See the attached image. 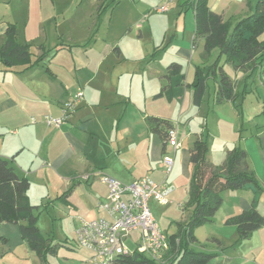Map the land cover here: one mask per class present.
Returning <instances> with one entry per match:
<instances>
[{
  "label": "rangeland",
  "instance_id": "374dc122",
  "mask_svg": "<svg viewBox=\"0 0 264 264\" xmlns=\"http://www.w3.org/2000/svg\"><path fill=\"white\" fill-rule=\"evenodd\" d=\"M166 1L169 3V10L160 12L158 6L161 0H119L113 11L112 6L107 9L99 45L96 48L86 51L75 46L70 50L58 52L57 43L83 41L95 23H98L97 18H101L103 12L97 14L95 0H0V48L5 42L8 23H13L18 29L17 40L29 44L33 62L45 51L49 53L46 66L37 64L36 67L26 68L25 65L19 64L7 68L0 61V155L9 153L12 155L26 144L30 150L29 148L25 150L21 155V161L25 169L30 168L32 159L39 151L38 141L42 139L43 130L50 126L56 129L66 124L86 96L88 100L100 101L98 93L101 86H107L108 96L114 104L113 111H104L99 106L93 110L95 109L98 115L102 114L100 121L105 122L111 138L114 139L118 132L117 140L124 148L122 158L117 160L114 156L109 157L108 163L112 165V171L117 172V175H130L131 171L143 175L151 174L155 179L166 174L163 162L165 154L159 150V139L148 131L151 124L150 120L142 115L141 110H144L149 115L167 117L183 131L187 130L186 123H190L193 132H201L203 137L208 139L209 158L215 160L217 164L225 159L223 157L227 150L236 146L246 149L251 168L261 189H264V155L261 152V146L264 145V72L255 75L249 92L242 95L246 73L236 71L222 59L221 65L236 83L237 91L240 93L238 99L235 102L225 100L218 103L215 98L216 82L209 79L203 104L196 106L193 102V90L188 85L194 79L196 66L208 68L218 57L219 51L215 49L205 58L204 40L198 39L193 43L195 33L193 9L186 4V0ZM256 2L257 0H209V5L213 11L228 21L252 13ZM60 15L62 17L56 28ZM58 34L62 39L58 40ZM114 46L122 48L120 58L111 51L110 48L113 49ZM101 58L102 64L99 65L98 60ZM87 62L94 66L93 69L97 70L98 74L93 84L88 86L90 91H87L83 81L82 83L79 81L78 87L76 69L73 67L74 64L86 65ZM172 62L181 64L182 69L168 84L169 80L164 75ZM47 67L57 73L62 81L69 83L75 94L72 99L64 102L62 109L72 102L74 107L69 110L66 121L60 126L48 125L44 120L45 115L58 116L57 97L60 90H63L60 84L51 81L52 76L46 73ZM111 81L114 82V86ZM165 85L167 89L163 96L153 99L152 93H159ZM116 88L124 95L120 93L115 95ZM79 91L83 92L82 98L76 97ZM148 93L151 94L150 97ZM144 94H148L147 101ZM130 96L133 102L129 110L125 111ZM193 132L191 137H186L183 147L178 150L175 166L169 174L167 184L172 187L170 202L161 204L154 199L149 201L156 221L167 235L176 233L178 229L176 223L184 222L190 212L185 208L189 201L193 173L188 154V145L192 142L191 139L195 138ZM74 133L81 142L79 147L69 143L68 136L61 135L58 138L59 144L54 146L52 153L48 154L44 148L39 154V160L51 155L53 157L62 155L68 145L78 147L77 149L83 147L90 153L96 149L91 153L94 157H106L109 154L105 149L102 151L98 148L103 146L99 139L91 138L89 133L76 132L75 129ZM173 152L172 146L168 145L167 153L173 155ZM70 157L69 164L63 168L59 167L58 172L50 167L37 168V161L32 164L29 172L32 187L28 194L31 202L38 206L36 212L39 214L38 225L41 232L44 236L52 237L55 242L62 243L61 250L56 255L47 256L48 264H90L87 261V251L78 245L75 231L83 219L91 220L103 215L96 209V199L92 195L90 185L81 178H75L79 177L77 171L81 169L83 162L77 156ZM79 157L83 155L80 154ZM148 165L158 169V174L151 173V169L147 171ZM56 172L62 174L65 179ZM72 177L75 178L73 181ZM77 180L82 181V186L78 189L77 195L72 196V193L68 197L67 203L61 196L70 190ZM100 184L96 186L98 190L105 191V186ZM235 191L226 192L225 205L212 222H207L195 230L199 242L192 244L191 248L219 255L220 250H223L215 240L217 237L227 246L226 255L234 254L236 251L242 252L248 257L257 258L256 262L248 264H264V229L256 238L239 240L236 227L225 224L226 219L223 220L227 209L231 207L233 201L237 202L235 198L239 199L240 194L251 200L258 199L248 187L239 190V193ZM71 197L74 203L69 201ZM68 246L74 251L69 250ZM2 247L0 245V252ZM32 252L27 245H21L9 254L20 256L23 264H41L40 258ZM165 254L166 252L158 261L159 264H167L163 260ZM217 258L222 256H216L212 260ZM7 259L9 260V257ZM7 264L15 263L8 261Z\"/></svg>",
  "mask_w": 264,
  "mask_h": 264
},
{
  "label": "trees",
  "instance_id": "16d2710c",
  "mask_svg": "<svg viewBox=\"0 0 264 264\" xmlns=\"http://www.w3.org/2000/svg\"><path fill=\"white\" fill-rule=\"evenodd\" d=\"M118 0H112L117 3ZM195 15V33L193 43L204 40L205 58L212 51H219L218 57L208 68L197 65L192 83L188 85L193 90V102L201 106L208 90L209 79H214L217 85L216 101L235 102L240 93L234 80L227 74L221 60L233 66L244 75L242 95L248 93L255 75L264 72V0H257L255 9L237 20L226 21L224 17L213 11L209 0H186ZM100 14V12H99ZM18 29L13 23H8L5 30V42L0 48V61L7 68L25 65L26 68L40 64L49 53L45 51L36 61L32 60V52L28 43L17 40ZM42 47V46H41ZM43 48V47H42ZM182 69L181 64L172 62L167 67L165 78L170 80ZM52 77H55L47 67ZM167 86L156 95L162 97ZM152 124L151 132L157 134L163 141L164 151L168 146L169 131L174 127L169 120L149 117ZM209 141L203 134L197 136L190 148V162L193 173L190 181L189 201L186 210L190 211L184 222H177V232L169 235L170 246L164 256L167 264H209L218 253L196 251L192 244L198 243L195 230L212 222L223 204V193L235 191L253 184L261 189L254 171L247 162L248 153L241 146L229 150L221 165H214L208 158ZM14 157L6 159L0 156V224L12 223L19 226L21 236L26 239L31 249L41 260L48 264L47 256L56 255L62 245L50 236H44L38 225V208L31 202L28 191L31 182L28 177L20 176L14 165ZM77 183L61 198L68 203V197L73 193ZM253 200L249 209L226 219L225 224L234 225L239 240L249 239L255 231L264 226V214L257 208ZM219 242L218 239L215 238ZM111 264H159L151 257L138 251L133 254H120Z\"/></svg>",
  "mask_w": 264,
  "mask_h": 264
},
{
  "label": "crops",
  "instance_id": "0c3cea01",
  "mask_svg": "<svg viewBox=\"0 0 264 264\" xmlns=\"http://www.w3.org/2000/svg\"><path fill=\"white\" fill-rule=\"evenodd\" d=\"M95 2H96L97 14L99 12H103L102 13L103 15L101 18H99L97 16L98 17L97 18L98 23L97 24L95 23L94 28L85 37V39L83 41H78V42H73V43H67V42L57 43L58 47H56V50L58 52L61 50H70L71 48H73L75 46L80 47L83 50L87 51L88 49L96 48V46L99 45V38H100L99 36H100L102 24L104 22L105 14L107 12V9L110 8V6H112V9H111L112 11L116 8V2L112 3V0H95ZM117 2H119V0ZM81 3H79V4H81ZM61 17L62 16L60 15L59 19L57 20V27L56 28H58V24H59ZM60 36L61 35L58 34V40L62 39ZM110 49L112 52H114L117 55V57L120 58L122 56V48L121 47L114 46L113 49L112 48H110ZM101 61H102V58L98 60L99 65L102 64ZM46 62H47V58H45L42 62H40V64L42 66H46ZM99 65H98V67H99ZM95 66H97V65H95ZM73 67L76 69V74H77L76 79L78 81V87H80V82L82 83V81H83V85L86 87L87 91H90L88 88L90 87V84H93V81L98 76L97 70L95 71V69H93L94 66H92L90 62H87L86 65H79V66L74 64ZM48 68L51 70V72L55 76V77H52L51 81L55 82L57 84H60L61 87L63 88L62 91L60 90L59 95L57 97L58 103H59L57 105V110H58L57 115L60 116L62 114V107L64 105V102H67L68 100L72 99L75 96V94H74V92H72L71 85L69 83H65L64 82L65 80L62 81L60 79V76L57 73H55L50 67H48ZM85 69H88L89 71H87V70L85 71ZM167 72H168V70H167ZM46 73H48V72H46ZM79 76L81 77L80 79L78 78ZM164 77H165V75H164ZM170 83H171V79L169 80L168 84H170ZM105 84H107V83H105ZM111 84H112V86H114V82L111 81ZM165 86H167V85H165ZM165 86H163V87H165ZM161 87H162V85H161ZM106 88H107V86H104V87L101 86V91L98 93L100 96V101H95V100H91V99L88 100V96H86L84 98V100L80 103V105L78 106L77 110L70 116V118L66 124L64 123L62 126L56 128V129H52L50 126V127H47L45 130H43L44 133H43L42 139L40 141H38L39 142V151H38L36 157L34 159H32V162H31V166H32V164L35 161H37V163H38L37 168H39V169L50 167V168L55 169L57 171L59 169V167L63 168L64 166L69 164L70 160H68V158L70 157V155L73 157L77 156V158H79V160L81 159V161L83 162V165H82L81 169H79L77 171L79 173L78 174L79 177H75V178L76 179L81 178L84 181H86L87 184L90 185V188L92 190V195L96 199V209H97L98 202L100 200H104L106 198V195H107V186L102 182L101 175L107 174V175L113 176V177H115V178H117L123 182H131V181H134L138 178H141V177L147 175V174L143 175V173H136V172L132 173L131 171H129L131 173L130 175L126 174V175L119 176L116 174L117 172L112 171V165L110 166L108 163L110 156H114V158L117 160L120 157L122 158L124 148L121 147L119 141L117 140L119 138V137H117L118 132H116V137L114 139L111 138V136H109L110 133H109V130L107 129V126L105 125V122L103 123L100 121V117L102 116V114L98 115L95 112V109L93 110V108H96L99 106L104 111H113L112 107L114 104H113L112 99L109 98V96H108L109 91ZM144 88H145V85L143 86V89ZM115 91H116L115 95L120 93L118 88H116ZM129 92L131 93V90ZM120 94L124 95L122 93H120ZM148 94H144V95L147 96ZM157 94L158 93H154V94L152 93L153 99H157L156 98ZM150 96H151V94H149V97ZM144 99H145V101H147L148 96L144 97ZM129 100H130L129 103L126 102V107L124 108L125 111L129 110V107L133 102V99L131 96H130ZM121 102H123V101H121ZM135 106H137L136 103H135ZM88 109L91 111H89ZM141 113L147 119L149 117H158L161 119L169 120L172 124H174V122L171 121L170 119H168L167 117H159V116H155V115H149L146 112H144V110H141ZM124 114L125 113L123 112V116H124ZM75 122L77 125H75ZM185 126L187 128L186 131L181 130L178 125L176 126L179 130V135H180V138L182 141V145L180 148L183 147V143H184L186 137H188V136L191 137L193 135L192 134L193 130L190 127V123L187 122ZM151 128H152V124L148 128L149 133L151 135L156 136L159 139V143H158L159 148H160L159 150L161 153L165 154L164 147H163V141L161 140V138L157 134L151 132ZM74 129L76 132L82 131L85 133H89L91 138L99 139L100 142L103 144V146L98 147V148L102 149V151H103V149H105V152L107 154L108 153L109 154L106 157H100V156L94 157V156H92L91 153H94L95 152L94 150H96V149L92 150L91 153L86 152L83 147H80L79 149H77L80 146L81 142H80V140H78V137L75 135ZM193 133H194L195 138L194 139L192 138L191 139L192 142L189 143V145H188L189 146L188 147L189 148L188 149L189 156H190V148L192 146L193 141L196 139L197 136L201 135V132H193ZM61 135L68 136L67 141H70L69 143H71L72 145H78V147L74 148V147H72V145H68L67 150L63 151L62 155H60L58 157H55V156L53 157V155H51V156H48V158H43V159L39 160V157H40L39 154L44 151V148L47 149L48 154L52 153L54 146L59 144L60 140H58V138ZM51 137H52V139H50ZM154 141L156 142L157 140H154ZM63 145H62V147H63ZM261 147H262V149H261L262 155H264V145H262ZM28 148H29L28 145L23 144L22 147L20 149H18L14 154L10 155V153H9V155H0V156L3 158H6V159H11L12 157H14L13 165H14L17 173L20 176H25V177L29 178V172L31 171V166H30V168L25 169V167L21 161V157H22L21 155ZM179 149H177L176 152L174 153L175 162H176L177 152ZM29 150H30V148H29ZM228 151L229 150H227L225 152L226 157H227ZM166 152H167V148H166ZM34 153L36 154L35 151H34ZM80 154H82L83 157H79ZM225 155L223 158L226 159ZM248 156H249V154H248ZM209 157H210V149H209L208 158ZM152 158H150V159H152ZM225 159L220 164H217V162L215 160H213L212 158H209V160L214 165H221L225 161ZM188 161H189V158H188ZM247 162L249 164L250 169L252 170L251 165L248 161V158H247ZM174 166H175V163H174ZM146 168H147V171H150V169H151V171H150L151 173H154L155 175L158 174V171H157L158 169L153 168L150 165H148ZM57 175L62 177V179H65V177L62 174L57 173ZM149 175L151 176V174H149ZM75 178L72 177L71 178L72 181ZM155 180L158 182H161V183L162 182H168L169 181V175H167V173H166L164 176H162L160 178L156 177ZM77 181L78 182L75 181V183H77V185L75 187L76 189L73 192L72 196L77 195L76 193L78 192V189L82 186V184H81L82 181H79V180H77ZM100 183H102L105 186V191H103V190L100 191L96 187L97 185L98 186L101 185ZM31 187H32V182H31ZM31 187H30V189H31ZM246 187H248V189L252 190L254 192V194L258 196V199H256L257 200V202H256L257 208L262 214H264V190H257V188L253 184H249ZM245 188H243V189H245ZM243 189H240V190H243ZM96 190H98V193L96 192ZM226 192L223 193V204L220 207V209L225 205ZM235 193H239V190L235 191ZM255 197L256 196H254V199H255ZM73 200H74L73 197H71L69 201L74 203ZM235 200H237V202L235 201L236 202L235 203L233 201V203L231 204V207L227 209V213H225V217L223 218V220L228 219L229 217L235 216V215L241 213L243 210L249 209L251 207L253 198L251 200L248 197H246L245 195L240 194L239 199L235 198ZM220 209L218 210V212L220 211ZM97 211H98V209H97ZM218 212L215 215L216 217H217ZM262 229H264V226L262 228L258 229L257 231H255L249 239L256 238L257 234ZM236 231H237V229H236ZM216 239L219 240V242L218 241L217 242L219 243V245H221V249L223 250V251L220 250V252H219L220 254L218 255L219 257L222 256V258H217L215 260H211L209 264H244L245 262H247L246 264H248L250 262L251 263L256 262V260H257L256 257H252V256L248 257V256L242 254V252L236 251L234 254L230 253V255H226L225 248L227 246H225V244L221 240V238L216 237ZM237 243H239V240H237ZM60 244L62 245V243H60ZM0 245L3 246L1 249V252H0L2 264H3V262H4V264H7L8 261H9V263L14 262L15 264H23V260H22V258H20V256L17 257L16 254H15V256H13V255H10L9 253L15 251L21 245H27L31 249L28 241L21 236L19 226L16 224H12V223L0 224ZM235 245H236V243H234V246ZM68 248H69V250L74 251L73 249H71L70 246H68ZM60 250H61V248L59 249V251ZM32 253L36 254L34 251ZM87 253H88L87 261H88L89 252L87 251ZM8 254L10 256H8ZM8 257H9V260L7 259ZM5 259L8 260V261L6 260L7 261L6 263H5Z\"/></svg>",
  "mask_w": 264,
  "mask_h": 264
},
{
  "label": "built area",
  "instance_id": "2783aa9c",
  "mask_svg": "<svg viewBox=\"0 0 264 264\" xmlns=\"http://www.w3.org/2000/svg\"><path fill=\"white\" fill-rule=\"evenodd\" d=\"M168 10V1L161 0L158 11ZM76 97L82 98L83 92L79 91ZM73 104L69 103L62 109L60 116L45 115V122L60 126L66 121ZM168 145L172 146L174 152L173 155L167 152L164 155L167 175L173 171L174 153L182 145L175 125L169 131ZM101 180L107 186L106 198L97 204L98 211L103 215L91 220L83 219L75 231L78 245L89 252V263L111 264L120 254H133L136 251L157 262L161 260L170 246L169 235L160 228L149 201L154 199L161 204H168L172 187L149 175L123 182L103 174Z\"/></svg>",
  "mask_w": 264,
  "mask_h": 264
}]
</instances>
